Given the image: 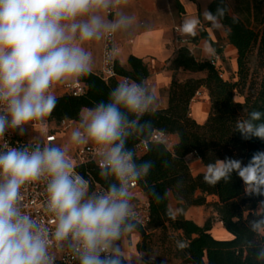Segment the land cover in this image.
Masks as SVG:
<instances>
[{
	"label": "clouds",
	"instance_id": "9594fccd",
	"mask_svg": "<svg viewBox=\"0 0 264 264\" xmlns=\"http://www.w3.org/2000/svg\"><path fill=\"white\" fill-rule=\"evenodd\" d=\"M113 5L114 0H0V136L6 127L22 129L50 115L57 104L50 89L91 73L92 54L83 42L99 40L128 22L123 15L113 21L102 15ZM204 15L217 27L224 9ZM198 23L196 18L186 19L183 32L195 36ZM154 99L142 83L120 82L111 91L109 102L85 110L84 133L79 129L72 132L71 139L77 143L90 140L107 147L99 165L101 175H114L120 183L111 184L106 194L87 197V182L74 174L72 163L58 147L32 151L13 147L0 152V264H52L47 229L19 207L21 187L43 175L49 177L48 210L55 214V240L76 242L80 264H123L114 242L122 230L134 227L127 223V183L146 174L153 164L136 165L132 151L125 148L127 129L145 125L129 121L121 108L139 117ZM262 118L264 113L252 111L236 128L246 140L264 141V122L256 123ZM233 172L249 194L264 195V151L255 152L247 164L230 157L209 163L203 179L214 185L221 179L227 181ZM261 225L264 219L254 221L253 229Z\"/></svg>",
	"mask_w": 264,
	"mask_h": 264
},
{
	"label": "trees",
	"instance_id": "16d2710c",
	"mask_svg": "<svg viewBox=\"0 0 264 264\" xmlns=\"http://www.w3.org/2000/svg\"><path fill=\"white\" fill-rule=\"evenodd\" d=\"M264 0L255 5L256 13L252 27L240 16L231 14L227 0H213L208 12L216 14L224 9V15L217 21L226 32L228 45L236 50V81H226L220 77L221 69L214 68L209 61H197L187 49H180L171 62L175 71L166 91L167 107L163 110H148L137 117L121 108L129 121L137 120L143 128H129L125 148L132 151L136 165L151 161L147 173H141L137 184L147 197L149 222L142 227L134 225L141 241L136 250L141 255L153 253L159 247L180 264H264V225L253 229V222L264 219L261 201L264 195L249 194L246 185L233 172L229 179H221L216 184L204 181V173L194 176L186 163V158L194 154L206 169L207 164L225 158H234L248 163L257 151H264V141L259 138L244 139L236 125L249 118L252 111L264 113ZM194 43L206 40L214 53L222 58L223 48L212 42L204 30L199 35H191ZM204 73V78L176 79V72ZM119 78L144 84L150 77L146 63L130 56L127 68L115 64ZM85 87V93L78 97L63 95L56 97L57 104L49 122L60 123L71 120L81 123V112L94 108L98 103L109 102L111 91L118 85L116 78L105 81L99 74L90 73L76 79ZM205 89L210 102V110L204 124L197 123L190 112V105L197 94ZM242 99L238 102L236 99ZM264 122V118L256 123ZM150 124V127L147 126ZM154 132L174 135L178 141L171 149L165 144L150 141ZM146 142L148 150L137 156L135 147ZM79 174L90 183H97L106 190L113 183L119 186L114 175H101L95 165L81 166ZM178 202L179 215L175 217L169 208V195ZM216 201L213 205L218 220L224 230L231 235L228 241L212 236L210 222L200 227L184 218L188 208L208 206L207 198ZM174 217V218H173ZM128 231V230H127ZM114 244L120 246L125 232ZM183 245V247H181ZM123 264H128L123 259ZM147 264H153L147 262Z\"/></svg>",
	"mask_w": 264,
	"mask_h": 264
},
{
	"label": "crops",
	"instance_id": "0c3cea01",
	"mask_svg": "<svg viewBox=\"0 0 264 264\" xmlns=\"http://www.w3.org/2000/svg\"><path fill=\"white\" fill-rule=\"evenodd\" d=\"M213 0H114V5L107 10L105 17L108 21L118 19L121 15L128 18L126 26H122L115 33L116 42V63L121 67L127 68V62L130 56L143 60L150 70V77L146 81L149 94L154 96V102L149 110H163L167 107L166 91L169 88L175 71L171 70V62L176 56V50L173 43V27L182 26L186 19L196 18L199 23L196 28V34L204 30L212 42L218 43L223 48L222 53V70L224 65H230L233 72L236 71V50L228 45L226 32L223 26L217 21V27L205 18L208 12V6ZM110 12V14H108ZM210 44L206 40H199L196 43L194 57L197 61H209L214 53L210 50ZM101 46L96 54L92 55V73L99 74L101 70ZM212 49V47H211ZM185 75L186 79L204 78V73H190L178 70L177 77ZM185 79V80H186ZM76 80V79H74ZM71 80L69 82H73ZM118 82L124 79L117 77ZM68 83V82H67ZM60 95H58L59 97ZM197 97L202 98V102H196ZM210 110V102L205 89H202L193 99L190 105L191 117L199 124H204L207 120ZM85 110L81 112V117ZM82 126V123H80ZM171 142V149L176 145L178 139L174 135L168 136ZM194 156V154L190 155ZM199 160V159H198ZM200 161V160H199ZM201 162V161H200ZM144 202L147 203V197L141 194ZM174 195H169V208L172 214L177 217L179 209ZM203 207L188 208L184 213L186 220H191L198 226H204L189 216L192 209ZM222 237L216 238L221 241L231 240L232 237L223 228ZM134 231V230H128ZM127 231V232H128ZM125 232V233H127ZM141 241L140 235L135 231L133 234V248ZM119 249L122 247L118 246ZM122 251V250H121ZM122 258L130 262L131 256L125 255L124 250L121 252Z\"/></svg>",
	"mask_w": 264,
	"mask_h": 264
},
{
	"label": "built area",
	"instance_id": "2783aa9c",
	"mask_svg": "<svg viewBox=\"0 0 264 264\" xmlns=\"http://www.w3.org/2000/svg\"><path fill=\"white\" fill-rule=\"evenodd\" d=\"M108 14H110V12H108ZM173 43L176 52L184 48L187 49L190 54L194 55L196 43L192 41L191 34L183 32L182 26L177 25L173 27ZM209 63L214 68L223 71L222 58L220 55L213 53ZM115 64V33L106 32L103 35L101 70L99 73L105 81L118 77L115 72ZM219 75L221 78L223 77L221 73ZM125 80L127 79H124V81ZM145 83L143 85L147 88ZM50 91L56 97H58V95H71L73 97H78L85 93V87L77 80H74L73 82L56 84L50 89ZM0 114H3L2 106H0ZM77 129L84 133L83 127L78 122L63 120L56 124L49 122L46 117L39 121H31L22 126V129L6 127L4 135L0 136V152L10 150L13 147L17 149L28 148L29 151H32L37 147L43 150L45 146H54L65 152L66 159H68L73 165L74 174L80 175L78 168L90 164L95 165L100 169L99 165L103 159L102 153L107 151V147L96 145L90 140L79 143L73 141L71 139V134ZM26 130H28L32 136L25 135L24 132ZM168 136L169 135L160 132H154L150 141L163 143L167 147V145L169 146ZM147 150V143L142 142L135 147V154L139 156L144 154ZM48 180L49 177L43 175L38 180L26 182L21 187V200L19 202L20 210L22 213L29 215L42 228L47 229V239L49 241L47 251L52 260V264H80L79 253L76 251V242L71 241L70 238L64 241H56L54 238L55 223H53V221L55 220V214L48 210ZM85 181L87 182V197L103 195L108 191L97 183H90L88 180ZM127 187L130 198H135L136 196L143 194L138 187L137 179H129ZM128 219L138 223L142 227L146 226L149 222L148 203L144 202L143 204H138L136 208L130 209ZM70 243L72 245L71 247L69 246ZM119 255L122 257L121 251L119 252Z\"/></svg>",
	"mask_w": 264,
	"mask_h": 264
},
{
	"label": "rangeland",
	"instance_id": "374dc122",
	"mask_svg": "<svg viewBox=\"0 0 264 264\" xmlns=\"http://www.w3.org/2000/svg\"><path fill=\"white\" fill-rule=\"evenodd\" d=\"M259 3V0H227V4L229 7V10L231 14L240 16L246 23L250 22V25L252 27H256V24L254 22V15L256 13L255 5ZM264 7V4L263 6ZM110 9V8H109ZM108 9V10H109ZM107 10L102 13L105 17ZM104 35V34H103ZM103 35L99 40H91L83 42L82 46L85 48L86 51L90 52L92 55L96 54L99 46H101V53H102V41H103ZM222 78L226 81H236V74L232 71L230 65H224V69L221 72ZM178 80H185L186 76L181 75V77H176ZM238 102H242V99L238 98L236 99ZM196 102H202L201 97H197ZM25 135H30V132L26 130ZM170 147L171 142L168 143ZM186 163L188 164L191 173L196 176L198 174L205 173L206 169L202 166L201 162L198 160V158L194 156H188L186 158ZM215 199L212 197L207 198L208 206H205L203 208H196L192 209L189 213V216H191L192 219L199 223H207L210 222L212 231V236L216 238H221L222 236V226L218 220L217 214L214 211L213 205L215 203ZM144 200L141 195L136 196L135 198H130L129 205L130 209L136 208L138 204H143ZM175 209L178 210V206L175 204ZM135 231H128L127 233H124L122 240H121V248L120 251L124 250L125 255L131 256V261L128 262V264H147V262L153 263V264H180V262L175 261L171 255H168L167 253H164L162 249L159 247V244L154 248L153 253L148 255H141L135 251L133 248V234ZM121 251V252H122Z\"/></svg>",
	"mask_w": 264,
	"mask_h": 264
}]
</instances>
